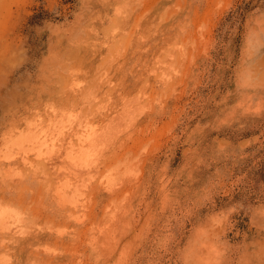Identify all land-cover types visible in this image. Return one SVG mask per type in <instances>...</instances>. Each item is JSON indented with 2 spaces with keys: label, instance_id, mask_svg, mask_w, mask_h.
<instances>
[{
  "label": "rangeland",
  "instance_id": "374dc122",
  "mask_svg": "<svg viewBox=\"0 0 264 264\" xmlns=\"http://www.w3.org/2000/svg\"><path fill=\"white\" fill-rule=\"evenodd\" d=\"M0 210V264H264V0H0Z\"/></svg>",
  "mask_w": 264,
  "mask_h": 264
},
{
  "label": "bare ground",
  "instance_id": "6f19581e",
  "mask_svg": "<svg viewBox=\"0 0 264 264\" xmlns=\"http://www.w3.org/2000/svg\"><path fill=\"white\" fill-rule=\"evenodd\" d=\"M93 138V137H92ZM61 139V138H60ZM48 140V139H47ZM97 145V144H96ZM87 167V166H86ZM86 167H84V168H86ZM3 209V208H2ZM1 211V210H0ZM2 211H4L3 213H5V215H6V210H2ZM8 212V211H7ZM4 216V215H3Z\"/></svg>",
  "mask_w": 264,
  "mask_h": 264
}]
</instances>
